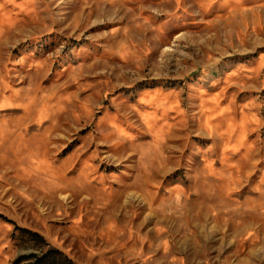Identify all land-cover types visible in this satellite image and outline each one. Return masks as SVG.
<instances>
[{
  "label": "rangeland",
  "instance_id": "obj_1",
  "mask_svg": "<svg viewBox=\"0 0 264 264\" xmlns=\"http://www.w3.org/2000/svg\"><path fill=\"white\" fill-rule=\"evenodd\" d=\"M0 264H264V0H0Z\"/></svg>",
  "mask_w": 264,
  "mask_h": 264
}]
</instances>
